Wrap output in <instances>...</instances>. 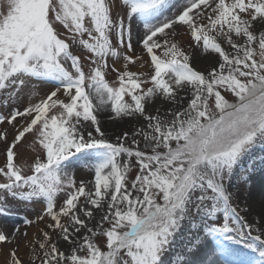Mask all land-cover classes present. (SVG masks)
<instances>
[{
  "label": "snow or ice",
  "instance_id": "snow-or-ice-1",
  "mask_svg": "<svg viewBox=\"0 0 264 264\" xmlns=\"http://www.w3.org/2000/svg\"><path fill=\"white\" fill-rule=\"evenodd\" d=\"M0 145L3 264H264V0H0Z\"/></svg>",
  "mask_w": 264,
  "mask_h": 264
},
{
  "label": "rangeland",
  "instance_id": "rangeland-1",
  "mask_svg": "<svg viewBox=\"0 0 264 264\" xmlns=\"http://www.w3.org/2000/svg\"><path fill=\"white\" fill-rule=\"evenodd\" d=\"M193 66L197 67L199 69L202 65L201 64H197V63L194 62ZM137 70L143 71V69H139L138 65H137ZM114 78H115V74H110V75L107 76V79L109 80L110 83L114 80ZM109 122H113V121L108 120V123ZM102 126H103L104 130L108 133V138L110 140H113V141L115 140V135H120V134H122L123 131L131 132L133 130V125L131 123H129L128 127H126V128H121V127L115 126V124H113V123H111L109 125H106L105 122H102ZM11 139H12V137H11V135H9V140H11ZM30 144H31V139H29V141H27L20 148L21 153L30 152L31 151ZM261 157H264V149H261L259 147V152H256L257 161ZM3 162H4L3 145H0V166H2ZM75 178L77 179L78 182L81 179L89 180V179H92V173L89 172L87 169L80 168V169H78L75 172ZM236 182L237 183H241L240 180H237ZM233 191H234V189H233ZM239 205H240V207H245L246 203H245V201L241 200V201H239ZM41 210H42V205L40 203L12 205L10 207V210H9L7 215L0 216V223H2V224L7 226L6 230L8 232H11L14 227L18 226V227H20L22 232L23 231H28L29 235L31 237L36 232L37 229H36V227H26L23 224L24 217L25 216H29L30 218L35 219L36 214L40 213ZM238 211H239V208H238ZM240 214L242 216H245V219H247L249 221L254 219L250 215H247V214H245L243 212H241ZM256 226L257 225H253V227H256ZM39 227L42 228L43 224L42 223L39 224ZM30 230H33V231L30 233ZM253 234L255 235L257 233L253 232ZM11 247H12V245H6L3 248V252H0V264H3V261L6 259L5 253H7V251ZM234 250L236 252L235 255L237 257H239V255L243 256L242 259L250 258V257H247V256H248V254L252 253L250 250H248V252L240 254V252L238 250H236V249H234ZM26 252H27V249H22L19 254L22 257L27 258L26 257Z\"/></svg>",
  "mask_w": 264,
  "mask_h": 264
},
{
  "label": "bare ground",
  "instance_id": "bare-ground-1",
  "mask_svg": "<svg viewBox=\"0 0 264 264\" xmlns=\"http://www.w3.org/2000/svg\"><path fill=\"white\" fill-rule=\"evenodd\" d=\"M100 119H101V122H105L106 125H109L111 123L115 124V126H118V127H121V128H126L128 127L129 123L128 121H124V122H120V121H115V122H109L108 123V113L105 112V113H101L100 114ZM112 129V128H111ZM256 152H259V146L257 147L256 149ZM251 217L255 218L254 214L253 215H250ZM33 230H30V233L32 232ZM227 243V242H226ZM228 247L234 252V254L236 253L234 249L238 250L241 253H246L248 252L249 249H247L246 247H244L243 245H239V244H232V243H228ZM254 253H250L248 254L247 257H253ZM240 258H242L243 256L242 255H239Z\"/></svg>",
  "mask_w": 264,
  "mask_h": 264
}]
</instances>
